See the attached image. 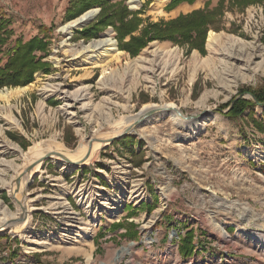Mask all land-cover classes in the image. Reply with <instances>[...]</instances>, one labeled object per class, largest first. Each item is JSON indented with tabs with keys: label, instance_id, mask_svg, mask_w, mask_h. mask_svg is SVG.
<instances>
[{
	"label": "rangeland",
	"instance_id": "rangeland-1",
	"mask_svg": "<svg viewBox=\"0 0 264 264\" xmlns=\"http://www.w3.org/2000/svg\"><path fill=\"white\" fill-rule=\"evenodd\" d=\"M108 1L126 7L125 21L137 16L125 26L134 24L136 36L150 22L196 9L219 12L213 24L222 29L209 28L202 48L153 39L133 56L120 48L113 23L101 25L98 3L89 9L99 11L88 23L63 32L60 27L74 20H67L72 0H0V18L6 20L1 65L8 64L18 40L43 41L24 57L27 68H37L32 80L0 87L28 86L0 101V129L9 142L0 147V211L16 213L13 171L39 141L54 139L70 149L86 145L145 104L173 102L190 118L207 111L216 118L189 137L154 115L143 134L142 124L113 136L81 166L46 156L20 194L31 199L29 226L20 233L0 230V264H264V243L241 234L247 229L264 236V128L255 125H264V105L227 114L236 99L252 100L248 90L264 84V0H165L159 6L138 0L135 7L130 0ZM40 26L46 31L39 32ZM91 29L95 35L87 37ZM210 31L235 36L242 50L223 39L210 52ZM105 33L122 51L106 70L83 64L80 52L67 50L78 51ZM129 39L124 35V42ZM159 60L173 63L162 69L154 65ZM56 86L87 94L67 99ZM84 102L90 108L83 109ZM79 225L86 227L84 240Z\"/></svg>",
	"mask_w": 264,
	"mask_h": 264
},
{
	"label": "bare ground",
	"instance_id": "bare-ground-1",
	"mask_svg": "<svg viewBox=\"0 0 264 264\" xmlns=\"http://www.w3.org/2000/svg\"><path fill=\"white\" fill-rule=\"evenodd\" d=\"M164 1L165 0H155L154 5L159 6ZM137 3L138 0H130L131 7H135ZM96 10L97 9L89 10L84 14H82L81 16H79L78 18L68 23H65L60 27L61 30L63 32H68L72 28H78L83 26L95 16ZM223 39H225V44L228 47H234V48H238V50H242L243 48L242 44H239L235 36L225 33H215L213 31H210L207 38V47L209 48L210 52L214 53L215 51H217L219 45L223 43L222 42ZM67 50L69 52H80V55L82 56L83 64H91L93 67H102L104 68V70H106V67L109 65V62L111 61L118 62L120 58L119 56L122 53V51H120L117 48L116 41L108 33H105L100 38L94 39L89 43L83 45L82 48L79 49L78 51L76 50L75 47H69L67 48ZM141 59L142 58H139V60ZM172 63L173 61L169 62V60L168 61L159 60V61H155L154 65L160 66V68L162 69H166ZM103 76L104 75H102L101 78ZM27 88L28 86L16 87L11 89L6 88L5 90H0V101L1 100L9 101V99H11L12 97L18 96L21 93H23ZM54 88L57 92H59L62 95V97H65L67 99L71 98L73 100H80L83 99L87 94L86 92H83L80 89H76L75 91L72 92H67L61 90L59 86H56ZM47 90H49V88H47ZM81 107L83 109L90 108L88 102H84ZM154 108H157L155 104L143 105L142 110L138 114L122 118L116 123H113L108 132H104V133L101 132L95 134L90 138V140H88V143L86 145H83L81 142L73 149L65 147L63 144H61L60 142L54 139L39 141L34 145H32L26 152L25 156L23 157V164L18 165L17 168L13 171L14 175L12 179H14V182L12 181L11 184V191H12L11 193L13 194L16 200V204H17L16 213L12 215L6 211H0V227H1L0 229L10 227L12 233H20L24 230V228H27L29 226L31 218L28 213L31 208L29 203L31 199L27 198V196L21 197L20 194L21 192H25L24 189L27 183H29L30 180L33 178L34 174H37L38 172L41 171L43 161L46 155L51 153L50 154L51 156L49 157H51L53 160H55L56 158L62 159L61 156H63L64 158L70 160L71 163L69 164L70 167L87 164L92 158L96 156L97 152L108 143L109 139H111L115 135L124 132L125 130L133 131L134 130L133 123H135V121L140 117V115H142L144 110L154 109ZM158 108H165L171 111L165 113L162 112L156 113L155 116L166 117L169 120L173 121L179 128H182L183 130L187 131L189 133V137L201 131L202 128L208 122L213 121L216 118L215 114L211 111H207L204 114L201 113L202 115L200 114V116L194 118H190V116H185L183 113L182 115H179L176 109L181 111L180 107L173 102L166 103L162 107H158ZM153 118L154 116L150 117L149 120L147 119L148 121L143 122V125L140 127V129H138L140 134L144 133L143 130L145 126L148 125ZM13 123L17 124V122L15 121H13ZM7 144H9V142L6 140L3 131L0 129V147H4ZM1 164L5 165V162L1 160ZM16 218L20 220L22 219V221H20L19 223L16 222L12 223L11 220ZM79 229L81 230L80 233L83 235L82 237L79 238V240H84L86 238L85 237L86 232L84 231L86 227L79 225ZM243 230L244 231H242L241 233L243 236L252 238V240L254 241L264 243L263 235H258L259 233L256 234L255 232L249 231L247 229H243ZM223 231H224V227H219V232L223 236L227 237V235ZM44 243H45L44 241H37L36 244L42 246Z\"/></svg>",
	"mask_w": 264,
	"mask_h": 264
},
{
	"label": "trees",
	"instance_id": "trees-1",
	"mask_svg": "<svg viewBox=\"0 0 264 264\" xmlns=\"http://www.w3.org/2000/svg\"><path fill=\"white\" fill-rule=\"evenodd\" d=\"M180 1L192 2L194 0ZM240 1L243 3H253L259 0ZM95 3H98V6L101 8L99 12L101 25L113 23L121 39L120 48L125 49L133 56L139 52V50L145 45L146 41L153 39L170 40L179 44L186 43L191 47L202 48L206 33L209 28H212L215 31L222 29L221 25L213 24L217 22V20L213 19L212 15H217L219 12L217 13L216 10L196 9L190 13L180 14L177 17L168 20L150 22L148 24V28L142 30L140 34L136 36L132 34V32L135 30L134 24L132 29H125V26H127L128 22H134V20L137 19V16L132 20L125 21L124 18L129 14V11L126 9V7L123 5V8H121L119 1L113 3L108 0H97L96 2H93L92 0H72V6L69 9L70 13L67 20L75 19L84 14L89 9L93 8ZM107 6L110 7L109 10ZM5 23L6 20L0 18V46L2 45V42L4 43L6 41V39H4L1 35V32L5 31V29H3ZM92 29L97 30V28ZM92 29L88 30L89 34H86L87 37H92L95 35V31ZM44 31H46V29H44L43 26H40L39 32ZM127 34L130 35V39L124 42L123 37ZM18 41L16 43L17 46L15 50H13V54L7 62V65H1L0 58V87L5 85H12L14 87L26 85L32 80V71L37 70V68L33 67L32 69L27 68L28 59L24 60V57H27L28 53H30L34 48L38 47V45L43 41L37 37L32 38L25 44H22ZM248 91H251L258 101H264V84L257 89ZM254 105L255 102L253 100L239 98L232 103L227 111V114L230 116H238L245 109L253 108ZM223 106L225 107L229 105L226 103ZM261 123L262 122L260 121H256L255 125L259 128H264V125ZM126 138L128 139V136L122 137L121 140L124 141Z\"/></svg>",
	"mask_w": 264,
	"mask_h": 264
},
{
	"label": "water",
	"instance_id": "water-1",
	"mask_svg": "<svg viewBox=\"0 0 264 264\" xmlns=\"http://www.w3.org/2000/svg\"><path fill=\"white\" fill-rule=\"evenodd\" d=\"M99 11V9H97L96 10V13ZM88 23V22H87ZM250 94V97L252 98V100L254 101V102H256L257 104H262V105H264V101H262V102H260V101H258L257 99H256V97L253 95V94H251V93H249ZM171 110H169V109H165V108H154V109H148V110H144V112L142 113V115H140V117L135 121V123H133V128L134 127H137V126H139V125H142L143 124V122H145L147 119H149L150 117H152V116H154L156 113H165V112H170ZM176 111L178 112V114L179 115H182V112L181 111H179V110H177L176 109ZM192 115H190V117H191ZM127 132H130L129 130H125L123 133H127ZM123 134H121V135H118L117 136V138L118 137H120V136H122ZM112 139H109L108 140V142H110ZM105 142V141H104ZM51 154V153H50ZM50 154H48V155H46V156H51ZM61 158H62V160L64 161V162H66V163H70V160H68L67 158H64L63 156H61ZM17 182H18V180H17ZM20 221H22V219L20 220V219H13V220H11V222L12 223H19ZM1 228V227H0ZM8 228V227H7ZM4 229H6V228H3V229H0V230H4Z\"/></svg>",
	"mask_w": 264,
	"mask_h": 264
}]
</instances>
